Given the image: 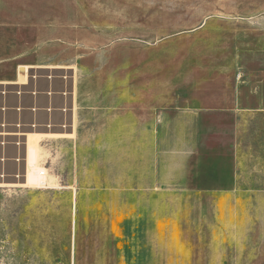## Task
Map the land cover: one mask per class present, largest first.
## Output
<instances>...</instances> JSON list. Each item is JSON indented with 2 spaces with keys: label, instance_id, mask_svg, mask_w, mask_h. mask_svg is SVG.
Listing matches in <instances>:
<instances>
[{
  "label": "rangeland",
  "instance_id": "obj_1",
  "mask_svg": "<svg viewBox=\"0 0 264 264\" xmlns=\"http://www.w3.org/2000/svg\"><path fill=\"white\" fill-rule=\"evenodd\" d=\"M35 69L74 86V122L33 131L43 185H25L23 162L0 165V264H264V199L238 213L236 199L160 187L138 173L140 150L130 173L122 144L111 158L95 148L92 109L79 110L153 82L166 99L206 83L228 93L240 73L252 85L264 72V0H0V83L30 84Z\"/></svg>",
  "mask_w": 264,
  "mask_h": 264
},
{
  "label": "crops",
  "instance_id": "obj_2",
  "mask_svg": "<svg viewBox=\"0 0 264 264\" xmlns=\"http://www.w3.org/2000/svg\"><path fill=\"white\" fill-rule=\"evenodd\" d=\"M242 74L234 88L227 86L228 93L212 94L206 83V93L192 94L191 87L182 99H166L163 87L153 82L139 95H93L92 108L84 100L79 110L92 109L95 148H108L111 158L114 140L122 144L130 173L140 150L138 165L144 168L138 173L146 172L148 181L236 199L240 213L245 199H264V72L253 86Z\"/></svg>",
  "mask_w": 264,
  "mask_h": 264
},
{
  "label": "built area",
  "instance_id": "obj_3",
  "mask_svg": "<svg viewBox=\"0 0 264 264\" xmlns=\"http://www.w3.org/2000/svg\"><path fill=\"white\" fill-rule=\"evenodd\" d=\"M53 73L47 75L43 71L35 69L29 80L30 84L4 85L0 83V115L2 117L0 121V133L19 131L22 134H30L33 131H39L43 127L47 129L53 127H71L74 122V86L71 85L69 91L68 88L65 90L56 89L57 83H64L66 77L57 74V72ZM42 82L46 83L45 88L41 87ZM11 99L15 100L14 105L10 104ZM59 99H63L65 102L67 100L65 106H57L55 104ZM27 100L31 101V104H26ZM42 100L46 101L45 105L41 103ZM67 110L71 121L69 122L67 118L63 122H56L55 116L58 114L62 115ZM26 114L32 117L30 122H25L24 116ZM10 115H15L17 121L10 122L8 120ZM40 115L46 118L45 121H41ZM23 137L22 139L12 140L0 137V165H2L3 169L5 165L10 163L18 165L21 162L25 163L23 157L20 156L21 150L23 151L25 148V138ZM10 149L17 151L16 155L9 156L8 152ZM2 173L4 174L3 170ZM0 176L3 177L4 175ZM20 177V173L18 172L15 178L19 179Z\"/></svg>",
  "mask_w": 264,
  "mask_h": 264
},
{
  "label": "bare ground",
  "instance_id": "obj_4",
  "mask_svg": "<svg viewBox=\"0 0 264 264\" xmlns=\"http://www.w3.org/2000/svg\"><path fill=\"white\" fill-rule=\"evenodd\" d=\"M40 136L41 135L36 134V133L35 134L34 133L33 134H22V132H19V131L9 132V133H3V132L0 133V137L5 138L6 140L22 139V137L25 138V166H26L25 167L26 168L25 185H28L30 183H33V184L36 183L39 185L40 184L43 185L45 183L44 182L45 177L43 176L46 175V172H44L45 170L39 169L36 166L37 162L35 163V147L36 146L34 145L35 144L34 139H37Z\"/></svg>",
  "mask_w": 264,
  "mask_h": 264
}]
</instances>
